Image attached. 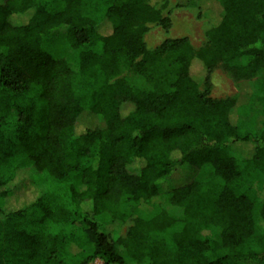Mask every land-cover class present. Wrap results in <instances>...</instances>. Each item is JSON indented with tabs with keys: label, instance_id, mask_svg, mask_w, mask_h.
Wrapping results in <instances>:
<instances>
[{
	"label": "trees",
	"instance_id": "1",
	"mask_svg": "<svg viewBox=\"0 0 264 264\" xmlns=\"http://www.w3.org/2000/svg\"><path fill=\"white\" fill-rule=\"evenodd\" d=\"M175 1L209 19L200 48L144 46L168 0H0V264H264V0ZM214 70L259 85L257 132Z\"/></svg>",
	"mask_w": 264,
	"mask_h": 264
},
{
	"label": "rangeland",
	"instance_id": "2",
	"mask_svg": "<svg viewBox=\"0 0 264 264\" xmlns=\"http://www.w3.org/2000/svg\"><path fill=\"white\" fill-rule=\"evenodd\" d=\"M175 0H168L165 9L162 11V16L167 20L169 26L167 29L159 25H150L148 32L142 37V42L147 49H155L167 39H180L185 38L189 41L191 46L195 49L200 48L206 43V35L211 25L207 18L199 17L198 11L193 8H178L176 7ZM64 30H59L51 34V38L60 40L63 36ZM59 57L69 58L73 62L74 54L71 53L66 47H62L58 53ZM135 60L129 61L123 65L116 79L125 81L130 86L139 87L142 89L150 88L149 81L142 75L137 74L133 66ZM210 89L209 97L211 99H224L236 95L243 94L244 91L252 92L251 100L248 106L241 112L239 120L241 127L247 133H255L259 130L261 121L263 119L261 111L262 97L259 93V85L256 82L242 83L241 85L235 84L220 70H214L210 76ZM203 173V172H202ZM207 171L200 178H206ZM75 182L77 176H72ZM249 194L257 199L264 196V182H257L248 189ZM32 198H28V204ZM145 212V211H144ZM144 212L132 216L120 231V236L124 237L129 227L132 225L133 220L137 217H144ZM263 227V225H261ZM200 235L208 237L213 240L218 238L216 230L206 229ZM91 264H103L101 260H94Z\"/></svg>",
	"mask_w": 264,
	"mask_h": 264
}]
</instances>
